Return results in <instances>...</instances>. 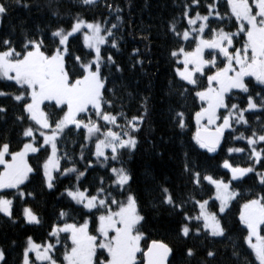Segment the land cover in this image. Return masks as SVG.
<instances>
[{
	"label": "trees",
	"instance_id": "1",
	"mask_svg": "<svg viewBox=\"0 0 264 264\" xmlns=\"http://www.w3.org/2000/svg\"><path fill=\"white\" fill-rule=\"evenodd\" d=\"M0 3L7 7L6 13L0 15V41L10 39L17 51L23 47L26 39H43L46 49H55L59 41L52 36V32L58 28L70 29L78 15L90 22L100 21L105 28L116 24L113 37L101 46L102 56L106 59L111 55L115 61V65L105 64L102 69L103 76L107 78L105 100L111 102L105 103L103 110L117 115L120 128L132 117L143 116L139 131L134 134L138 141L136 148L121 150L117 161L111 159V150L106 151L107 161L95 156L96 140L102 135L86 139L84 129L69 125L58 140L60 171L55 173L57 180L52 190L44 185L41 168L50 154V147L44 146L39 152L28 155V164L34 171L20 190L32 195L20 198L15 189L0 190L6 198L13 200L12 218L0 213V250L4 252L1 264H22L28 237L39 244L49 240L55 245L54 259L63 264V254L70 246V240L67 234L60 233V242L57 243L56 237L49 235L52 226L82 223L87 219L89 229L96 230L97 217L102 210L89 211L66 194L62 195L66 188L77 185L81 190L88 189L90 195L103 187L105 194H110V198L116 200H126L129 193L133 194L140 215L144 217L139 226L145 237L141 248L145 250L152 240L163 241L173 250L168 264H258L244 241L247 229L240 223L239 215L246 201L264 194V184H261L264 161L256 163L250 159L251 149L247 140L236 137L241 134L251 136L253 132L264 134V107L261 106L264 85L253 77L245 78L258 106L245 112L246 125L233 123L231 128L225 130L217 151L208 153L199 148L193 139L197 130L195 113L201 107L195 92L207 86V76L224 61L221 59L215 67H206L202 75L197 73L198 86H193L176 75L177 60L170 55L181 47L190 51L196 46L192 37L185 41L182 36L185 29H190L188 19L183 16L185 10L191 17L197 13L205 16L209 15L208 6L214 4L215 11L224 19L210 15L204 36H211L213 29L236 32L238 25L235 18L230 17L227 0H217L216 3L213 0H197L196 3L193 0H96L93 5H85L83 0H0ZM108 4L113 9L118 7L119 12L110 10ZM117 15L119 20L116 19ZM173 24L176 31L181 33L179 37L171 30ZM82 37L83 34L76 33L69 38L66 56L69 71H76L77 74H80L79 64L75 58L79 56L86 63L94 56L93 51L84 46ZM112 39L117 41L116 48L112 47ZM234 40L236 43V37ZM116 65L121 71L116 70ZM185 89L188 91L181 95ZM0 91L19 94L18 86L11 81L0 80ZM225 99L229 108L232 104H237L241 109L247 108L248 94L238 89L227 93ZM0 107L5 109L0 112V144L8 142L11 151H18L29 139L23 137L24 129L38 126L27 118L23 104L13 100L11 95L0 96ZM42 108L50 115L53 126L63 115L54 102L45 101ZM177 112L184 113L186 126L183 129L177 126ZM226 114L224 109L219 110V123H223L222 117ZM17 117H23V120ZM80 118L85 121L91 118L98 123L101 132L106 129V122L97 117L93 110ZM120 128L116 129L120 131ZM36 136L39 147L42 137L39 134ZM229 148L244 151L229 153ZM262 149L264 143L258 144L257 151ZM225 160L234 166H251L254 170L237 180H230L229 170L223 168ZM185 165L191 171H185ZM113 167H124L131 174L132 179L123 190L113 183ZM67 168L77 171L61 175ZM197 171L201 173L199 186L193 182V173ZM81 172L84 175L77 180ZM205 174L231 181L232 189L240 193L223 213L219 212L218 201L213 197L214 187L202 179ZM164 188L170 191L176 204L183 205L182 210L163 203ZM194 200L209 201L208 210L218 213L225 229L224 236L212 237L203 231L196 234V229L202 224L184 219L186 214L194 217L199 213ZM25 207L38 215L39 224L25 221ZM61 211L67 213L63 218L59 216ZM185 224L192 229L188 237L182 236L180 231ZM260 234L264 236V225L260 226ZM189 248L194 255H187ZM209 251L214 256H208ZM137 259L143 260L142 253L138 254Z\"/></svg>",
	"mask_w": 264,
	"mask_h": 264
},
{
	"label": "snow or ice",
	"instance_id": "2",
	"mask_svg": "<svg viewBox=\"0 0 264 264\" xmlns=\"http://www.w3.org/2000/svg\"><path fill=\"white\" fill-rule=\"evenodd\" d=\"M193 2L196 3L197 0ZM83 3L93 5L96 0H83ZM107 7L119 12V8L113 9L111 4ZM208 7L209 15L205 16L197 13L195 17H191L187 10L184 11L183 16L188 19L191 31L185 29L182 34L183 39L189 41L191 36L196 41V46L192 51H186L181 47L178 51L173 50L170 55L177 60L178 65H183L182 68L176 67V75L193 86H198L197 73L202 75L206 67H215L217 54L223 56L226 61L224 67L207 76L208 86L195 92L201 107L195 113L197 130L193 139L199 148L213 153L220 146L225 130L231 128L233 123L246 125L248 121L245 119V112L256 109L258 106L255 98L250 94L245 78L254 77L260 85H264V0H227L230 17H234L238 25L237 31L232 33L223 28L213 29L211 38L204 39L203 34L209 16L215 14L221 20L224 19L218 11H215L214 4ZM6 11V5L0 3V15L5 14ZM116 19H120L119 15ZM198 21V28L191 27ZM116 27L117 25L113 24L110 28H105L100 21L90 22L78 15L74 18L70 30L58 28L52 32V36L59 41L55 49H46L43 39H26L19 51L10 39L0 41V80L14 82L19 91V94L0 91V96L11 95L13 100L22 103L27 118L38 126V128L29 126L24 129L22 135L29 138L30 142L24 143L18 151H11L8 142L0 144V190L15 189L20 198L32 195L20 190L34 171L28 164L27 157L29 153L39 152L44 146H50L51 153L41 165L42 179L49 190L54 189L57 180L55 173L60 171L58 140L62 138L64 130L69 125L84 129L87 133L86 139L102 135L103 139H98L96 142L95 156L103 157L105 161L108 160L105 149L110 148L111 159L117 161L121 150L136 148L138 141L134 134L139 131L143 116L132 117L127 120L123 128H120L117 124V115L103 110V105L111 102L105 100L107 78L103 76L102 69L105 64L115 65V61L111 55L106 59L102 56L101 46L113 37V29ZM171 30L178 37L181 35L176 31L175 24L171 26ZM76 33H83L84 46L95 53L93 59L86 63L79 56L75 58L79 64L80 74L69 71L66 64L69 38ZM240 34L244 37L243 45L233 51V40ZM111 44L113 48L117 47L115 39H112ZM206 49L214 50L211 60L204 57ZM181 56L182 60L179 59ZM116 70L121 71L118 65ZM73 76L76 78L73 79ZM233 89L248 94L247 108L241 109L237 104H232L231 108L228 107L225 97ZM187 91L185 89L181 95L186 94ZM45 101L54 102L55 106L63 112L54 126L50 115L41 107ZM261 106L264 107V100ZM220 109L227 112L222 117L223 123H219ZM90 110L95 111L97 117L106 122V131L101 132L98 123L91 118L87 121L80 118L82 114ZM4 111L5 109L0 107V112ZM17 119L23 120V117H17ZM175 119L179 128L183 129L186 126L183 112H177ZM108 125L120 128V131H115ZM36 131H39L43 138V145L39 147L35 136ZM236 139L247 140V145L251 149L250 159L256 163L264 161V149L257 151V145L264 143V134L253 132L247 137L241 134ZM234 151L243 152L244 149H228L229 153ZM120 162L123 163V161ZM223 168L231 172V180H237L254 170L253 167L233 166L228 160L223 162ZM76 171L75 168H67L60 174L67 175ZM185 171H191V169L185 165ZM111 172L115 177L113 183L121 190L132 179L131 174L124 167H114ZM83 175V172L79 173L77 180ZM202 179L215 188V200L219 201L220 213L225 212L229 203L240 195L238 191L232 189L231 181L215 179L210 174L203 175ZM193 182L197 186L201 184L200 172L193 173ZM261 184H264V176H261ZM162 191L163 203L183 209L182 204L175 203L173 195L167 188ZM64 194L89 211L102 210L97 217L98 226L95 234L90 232L87 219L83 223H64L62 227L58 224L52 226L49 235L56 237L57 243L60 242V233L67 234L71 242V247H66L63 254L64 264H168L173 250L163 241L152 240L146 251L141 248V242L145 237L139 230V226L144 217L140 215L137 199L133 194L129 193L126 200H116L110 198V194H105L103 187L98 188L96 194L89 195L88 189L81 190L78 185L75 188H66L62 195ZM194 203L198 205L199 213L194 217L186 214L184 219L189 222L195 220L202 224V227L196 229V234L199 235L203 231L212 237L224 236L225 229L218 218V213L208 211L209 201L194 200ZM12 209L13 200L0 193V213L11 219ZM66 215L64 211L59 214L60 218ZM23 217L27 223H40L38 215L29 207L23 209ZM239 220L247 228L245 243L254 254L256 262L264 264V236L260 235V226L264 225V194L246 201L241 206ZM180 231L182 236L188 237L192 229L185 224ZM54 248V244H37L32 237H28L27 247L23 252V264H56L51 254ZM33 253L35 260H32L30 256ZM139 253L143 255L142 261L137 259ZM187 255H194L191 248L187 250ZM208 256H214V253L209 251ZM0 260H4L2 250H0Z\"/></svg>",
	"mask_w": 264,
	"mask_h": 264
},
{
	"label": "rangeland",
	"instance_id": "3",
	"mask_svg": "<svg viewBox=\"0 0 264 264\" xmlns=\"http://www.w3.org/2000/svg\"><path fill=\"white\" fill-rule=\"evenodd\" d=\"M214 1V0H213ZM217 2V0H215V2L214 3H216ZM215 7V6H214ZM213 15H215V14H213ZM191 27H195V28H198L199 27V21L197 22V26H195V25H193V26H191ZM68 30H70V29H68ZM189 31H191V28L189 29ZM226 31V30H225ZM228 32V31H227ZM232 33H235V32H232ZM81 34H83V33H81ZM212 36V35H211ZM211 36H204V34H203V37H204V39H210L211 38ZM191 37V36H190ZM83 38V37H82ZM243 42H244V37H243V34H240V37L239 38H237V36H236V43H235V40H233V45H234V48H233V51H234V49L235 48H239V47H242V45H243ZM195 48V47H194ZM194 48H192L190 51H192ZM218 51V50H217ZM93 53H94V51H93ZM213 54H214V50H212V49H206L205 50V53H204V57H205V59H208V60H211L212 59V56H213ZM94 56H95V53H94ZM93 56V57H94ZM91 59H93V58H91ZM179 59L180 60H182L183 59V57L181 56V57H179ZM220 59V60H219ZM221 59L224 61L223 62V64L221 65V66H219V68H222V67H224V63H226V61L224 60V57L223 56H220V55H216V65H217V63H219V61H221ZM178 65V64H177ZM215 65V66H216ZM179 67H183V65L182 64H179L178 65ZM177 66V67H178ZM219 68H217V69H219ZM217 69L213 72V73H215L216 71H217ZM213 73H210L209 75H212ZM254 78V77H253ZM255 79V78H254ZM257 82V81H256ZM207 86H208V84H207ZM206 86V87H207ZM205 87V88H206ZM200 91V90H199ZM41 107H42V105H41ZM43 109V108H42ZM67 109L65 108V111H66ZM103 120V119H102ZM104 121V120H103ZM109 127H113V130H115V131H118L117 129H116V127L115 126H112V125H110ZM107 130V128L106 129H104V131H106ZM36 134H39L40 135V133H39V131H36L35 132ZM36 134H35V136H36ZM36 139H37V136H36ZM98 139H103V136H101V137H98ZM97 139V140H98ZM97 140H96V142H97ZM27 142H30V139H28L25 143H27ZM41 145H43V138H41ZM50 147V146H49ZM107 150H111L110 148L109 149H105V154H106V151ZM95 152H96V144H95ZM50 153H51V147H50ZM29 154H31V153H29ZM28 154V155H29ZM28 162V161H27ZM234 166V165H233ZM240 167H251V166H240ZM114 168V167H113ZM115 168H119V167H115ZM229 173H230V180H231V172L229 171ZM224 181L225 182H229V180H225L224 179ZM90 195V194H89ZM213 197H214V199H215V188H214V195H213ZM218 204H219V201H218ZM219 207H220V205H219ZM219 209V208H218ZM199 210V209H198ZM209 211V210H208ZM83 223V222H82ZM63 225H61V227H62ZM98 226V225H97ZM247 229V228H246ZM90 230V232L92 233V234H95V231L94 230H91V228L89 229ZM261 235V234H260ZM28 240V239H27ZM35 241V240H34ZM36 242V241H35ZM255 242V241H254ZM37 244H39L38 242H36ZM46 243H51L49 240L48 241H46V242H44V243H40V244H46ZM52 244V243H51ZM25 247H27V241H26V245H25ZM71 247V242H70V246L68 247V248H70ZM25 249V248H24ZM23 249V250H24ZM52 256H53V254H54V249L52 250ZM30 256H31V259L32 260H35V255H34V253L33 254H30ZM53 258H54V256H53ZM0 264H1V261H0ZM22 264H23V261H22ZM56 264H59L58 262H56ZM64 264V263H63Z\"/></svg>",
	"mask_w": 264,
	"mask_h": 264
},
{
	"label": "water",
	"instance_id": "4",
	"mask_svg": "<svg viewBox=\"0 0 264 264\" xmlns=\"http://www.w3.org/2000/svg\"><path fill=\"white\" fill-rule=\"evenodd\" d=\"M222 140V139H221ZM150 244V243H149ZM147 250V248L145 249V251Z\"/></svg>",
	"mask_w": 264,
	"mask_h": 264
}]
</instances>
